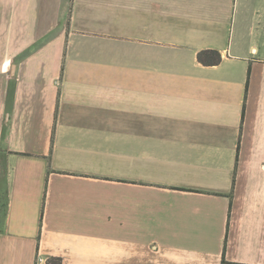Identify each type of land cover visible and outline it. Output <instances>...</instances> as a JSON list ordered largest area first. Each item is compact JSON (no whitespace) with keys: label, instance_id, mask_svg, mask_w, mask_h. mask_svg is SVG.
<instances>
[{"label":"crops","instance_id":"0c3cea01","mask_svg":"<svg viewBox=\"0 0 264 264\" xmlns=\"http://www.w3.org/2000/svg\"><path fill=\"white\" fill-rule=\"evenodd\" d=\"M52 258L264 264V0H0V264Z\"/></svg>","mask_w":264,"mask_h":264},{"label":"trees","instance_id":"16d2710c","mask_svg":"<svg viewBox=\"0 0 264 264\" xmlns=\"http://www.w3.org/2000/svg\"><path fill=\"white\" fill-rule=\"evenodd\" d=\"M198 61L204 66H214L220 64L222 56L218 51L205 50L201 51L197 56ZM62 264L61 258H52L48 261V264Z\"/></svg>","mask_w":264,"mask_h":264}]
</instances>
